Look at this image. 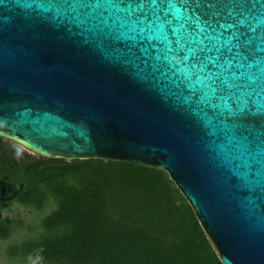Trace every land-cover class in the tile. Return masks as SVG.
<instances>
[{"label": "water", "instance_id": "95a60500", "mask_svg": "<svg viewBox=\"0 0 264 264\" xmlns=\"http://www.w3.org/2000/svg\"><path fill=\"white\" fill-rule=\"evenodd\" d=\"M0 136L160 167L224 264H264V0H0Z\"/></svg>", "mask_w": 264, "mask_h": 264}, {"label": "trees", "instance_id": "16d2710c", "mask_svg": "<svg viewBox=\"0 0 264 264\" xmlns=\"http://www.w3.org/2000/svg\"><path fill=\"white\" fill-rule=\"evenodd\" d=\"M0 177L22 182L0 201V238L22 224L2 215L13 201L55 206L40 230L11 243L25 264H224L169 173L120 160L50 159L0 136Z\"/></svg>", "mask_w": 264, "mask_h": 264}, {"label": "rangeland", "instance_id": "374dc122", "mask_svg": "<svg viewBox=\"0 0 264 264\" xmlns=\"http://www.w3.org/2000/svg\"><path fill=\"white\" fill-rule=\"evenodd\" d=\"M55 204L51 203L44 211H38L13 201L7 208L2 210V215L14 220L21 221L20 224L7 238H0V264H25L22 256H11L7 253L8 246L13 242H19L29 235L40 230L39 221L48 213Z\"/></svg>", "mask_w": 264, "mask_h": 264}]
</instances>
